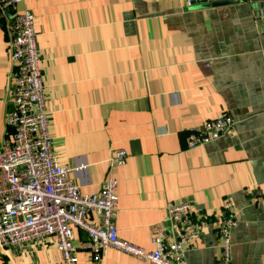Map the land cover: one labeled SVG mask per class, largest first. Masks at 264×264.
<instances>
[{
	"label": "crops",
	"instance_id": "crops-1",
	"mask_svg": "<svg viewBox=\"0 0 264 264\" xmlns=\"http://www.w3.org/2000/svg\"><path fill=\"white\" fill-rule=\"evenodd\" d=\"M27 0L35 16L53 151L84 195L117 181L119 238L154 252L169 202L203 221L185 264H220L218 220L233 204V264H264V7L247 0ZM190 2H193L190 6ZM8 23L0 25V148L13 89ZM236 125L188 149L192 130ZM124 151L122 166L110 159ZM89 221L96 222L91 214ZM79 264H89L76 229ZM80 233V234H79ZM177 233H173V238ZM0 264H62L52 240L0 248ZM102 264H150L110 249Z\"/></svg>",
	"mask_w": 264,
	"mask_h": 264
},
{
	"label": "built area",
	"instance_id": "built-area-1",
	"mask_svg": "<svg viewBox=\"0 0 264 264\" xmlns=\"http://www.w3.org/2000/svg\"><path fill=\"white\" fill-rule=\"evenodd\" d=\"M27 0H0V25L8 23L13 89L7 124L11 140L0 148V248H24L52 240L62 256V264H79L75 229L86 236L81 248L89 264H102L107 252L115 249L150 264H185V247L198 237L203 221L191 202H169L165 222L151 229L154 252L122 241L118 236L117 181L109 178L95 195H84L70 176L69 168L58 163L53 151L46 112L41 57L34 28L35 16L17 7ZM193 2H190L192 6ZM236 125L224 115L192 130L187 148H197L225 136ZM127 153L112 156V166H122ZM94 214L96 222L88 217ZM237 226L233 204L226 201L218 220L222 241L221 263L233 264L232 232ZM173 233L177 236L173 238ZM80 234V233H79Z\"/></svg>",
	"mask_w": 264,
	"mask_h": 264
},
{
	"label": "water",
	"instance_id": "water-1",
	"mask_svg": "<svg viewBox=\"0 0 264 264\" xmlns=\"http://www.w3.org/2000/svg\"><path fill=\"white\" fill-rule=\"evenodd\" d=\"M247 0H226V1H221V2H215L212 3V7H221V6H228V5H234L238 4L240 2H246ZM254 3H258L257 6L258 8H263L264 7V0H249ZM199 3H206V0H199Z\"/></svg>",
	"mask_w": 264,
	"mask_h": 264
}]
</instances>
